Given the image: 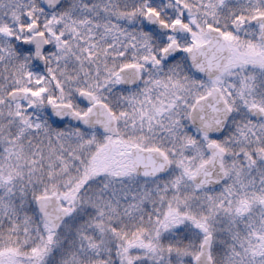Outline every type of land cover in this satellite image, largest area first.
Wrapping results in <instances>:
<instances>
[{"label": "snow or ice", "instance_id": "1", "mask_svg": "<svg viewBox=\"0 0 264 264\" xmlns=\"http://www.w3.org/2000/svg\"><path fill=\"white\" fill-rule=\"evenodd\" d=\"M0 264H264V0H0Z\"/></svg>", "mask_w": 264, "mask_h": 264}]
</instances>
